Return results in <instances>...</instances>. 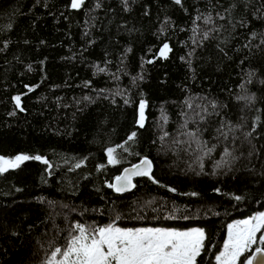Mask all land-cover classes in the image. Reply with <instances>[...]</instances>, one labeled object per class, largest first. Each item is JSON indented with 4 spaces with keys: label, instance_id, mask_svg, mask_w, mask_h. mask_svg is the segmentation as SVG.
Segmentation results:
<instances>
[{
    "label": "trees",
    "instance_id": "obj_1",
    "mask_svg": "<svg viewBox=\"0 0 264 264\" xmlns=\"http://www.w3.org/2000/svg\"><path fill=\"white\" fill-rule=\"evenodd\" d=\"M70 5L0 0V154L51 165L29 160L0 174V264H40L68 219L105 225L116 217L120 227L202 228L199 264H215L229 222L264 210V0ZM186 119L187 130L199 127L216 145L210 155L184 143ZM222 124L226 140L217 139ZM109 147L119 164L107 163ZM225 147L231 156L217 168ZM144 156L154 179L138 177L124 193L107 186ZM256 246L264 247L245 255Z\"/></svg>",
    "mask_w": 264,
    "mask_h": 264
},
{
    "label": "snow or ice",
    "instance_id": "obj_2",
    "mask_svg": "<svg viewBox=\"0 0 264 264\" xmlns=\"http://www.w3.org/2000/svg\"><path fill=\"white\" fill-rule=\"evenodd\" d=\"M176 3H181V0H176ZM83 4L84 0H71L70 6L73 9H79ZM204 19L205 23L211 22L210 17ZM207 35V33L204 34L205 38ZM171 51L169 44L164 43L159 49V56L166 59ZM100 70L103 71V69ZM238 99L251 102L254 97H239ZM14 100L16 107L23 111L21 97L16 96ZM125 103H129V101L125 100ZM188 106L192 107L191 104ZM212 106L215 107V104L213 103ZM146 107L147 101L140 100L136 123L141 128L144 127L146 119ZM202 111H206V109H202ZM14 114L11 113V115ZM164 119L166 120V117ZM200 119L203 120L204 117L201 116ZM187 123L186 119L182 125L186 131L181 134L189 138L184 143H187L189 147L194 143L197 149L203 151L204 156L210 155L216 145L209 147L208 141L202 139L199 127L187 130ZM224 127L222 124L217 129V139L223 137L226 140L228 138L227 133L223 130ZM136 136L137 133L132 132L127 137L125 144L133 141ZM166 136H168L167 132L164 133V137ZM117 147L124 148V145L121 144ZM106 151L109 165L120 163L117 159L116 148L109 147ZM223 155L225 159L217 162V168L222 167L227 162L226 158L231 156L227 147L224 148ZM29 160L41 161L51 167L49 161L40 155L21 153L11 158L0 155V174L17 169ZM82 163L83 161L77 163L75 167H81ZM200 166L203 170V163ZM100 167L103 168L104 165ZM134 177L154 179L152 177V161L143 157L138 164L131 168H125L123 173L116 176L114 182L107 186L116 193L128 192L136 187V184L133 183ZM154 182L159 183L155 180ZM170 191L175 192L176 189L172 188ZM234 198L242 199L240 196ZM117 219L119 217L105 225H85L79 222L72 224L67 230L65 243L55 247L50 245L52 250L47 254L42 264H199L202 254L206 251L207 236L202 228L180 230L164 227H120L116 223ZM257 233H261L259 237H257ZM257 244L264 245V211L228 224L227 238L223 242L222 249L215 255L216 264H253L258 255H264V247H255L251 255L246 256L245 254Z\"/></svg>",
    "mask_w": 264,
    "mask_h": 264
},
{
    "label": "rangeland",
    "instance_id": "obj_3",
    "mask_svg": "<svg viewBox=\"0 0 264 264\" xmlns=\"http://www.w3.org/2000/svg\"><path fill=\"white\" fill-rule=\"evenodd\" d=\"M262 211H264V210L256 211V212H254L253 214H251V215H249V216H246V217H243V218H238V219L232 220L231 222H229V224H230V223H233L234 221H237V220H242V219L249 218V217L255 215L256 213H258V212H262ZM67 215H68V214H65V216H67ZM67 223H68V228H69L72 224H74V223H71V221H70L69 219L67 220ZM139 227H153V226H139ZM68 228H66V229L63 231V233H62L63 235H62L61 239L55 241L54 244L52 245V247L59 246V245H63V244L65 243V237L67 236V230H68ZM164 228H172V227H164ZM190 228H199V227H189V228L180 229V230H187V229H190ZM257 237H258V233H257ZM226 238H227V235H226ZM226 238H225V239H226ZM222 246H223V245H222ZM52 247L49 249V251H48L46 254L44 253V256H43V257L41 258V260H40V264H42L43 260H44V259L46 258V256H47V254L51 252ZM256 247H258V246H256ZM221 249H222V247H221ZM254 249H255V248H254ZM254 249H253V251H254ZM215 264H216V261H215Z\"/></svg>",
    "mask_w": 264,
    "mask_h": 264
},
{
    "label": "water",
    "instance_id": "obj_4",
    "mask_svg": "<svg viewBox=\"0 0 264 264\" xmlns=\"http://www.w3.org/2000/svg\"><path fill=\"white\" fill-rule=\"evenodd\" d=\"M175 1H176V0H175ZM0 155H2V154H0ZM3 156H4V155H3ZM5 157H6V156H5ZM144 157H147L148 159H150V160L152 161V159H151L150 157H148V156H144ZM142 158H143V157H141L140 159H138V160L135 161V162H132V163H129V164H126L125 166H123V168L121 169V171H120V173H119L118 175H121V174L123 173V170H124L125 168H131L133 165L138 164ZM153 168H154V164H153V161H152V171H153ZM118 175H116V176H118ZM116 176H115V177H116ZM115 177L112 179L111 183L114 182ZM136 178H138V177H134V178H133V183L135 182V179H136ZM131 190H132V189H131ZM253 264H264V255H258V256H257V259L253 261Z\"/></svg>",
    "mask_w": 264,
    "mask_h": 264
}]
</instances>
